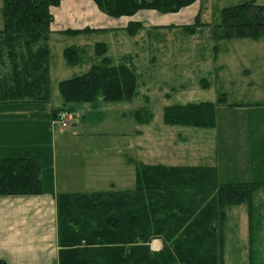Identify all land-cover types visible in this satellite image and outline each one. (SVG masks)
<instances>
[{"label":"rangeland","instance_id":"obj_1","mask_svg":"<svg viewBox=\"0 0 264 264\" xmlns=\"http://www.w3.org/2000/svg\"><path fill=\"white\" fill-rule=\"evenodd\" d=\"M246 1L200 0L197 17L203 26L193 33L170 16L156 25L143 23L136 35L122 29L76 36L54 33L50 41L51 101L37 104L40 110L62 99V79L84 74L101 62L94 47L98 42L107 44L113 64H133L139 75L136 96L130 101L100 98L80 103L73 114L67 113L68 129L56 120L42 123L46 139L40 149L41 162L44 167L51 165L58 188L62 184L72 192L133 188L139 163L216 166L220 182H260L253 235L247 205L231 206L220 254L224 264H264V36L218 40L213 34L222 9ZM3 25L0 0V29ZM71 46L86 48L78 64H69L64 54ZM192 102L215 104V127L165 123L166 106ZM0 105V118L24 112ZM142 107L149 110L143 113L144 122L137 117ZM92 147H99L96 155L100 158L82 152ZM109 148L115 149L109 153L112 158H105ZM121 152L131 158L130 167L125 166ZM151 246L160 250L162 243L156 239Z\"/></svg>","mask_w":264,"mask_h":264},{"label":"trees","instance_id":"obj_2","mask_svg":"<svg viewBox=\"0 0 264 264\" xmlns=\"http://www.w3.org/2000/svg\"><path fill=\"white\" fill-rule=\"evenodd\" d=\"M110 17L133 16L142 10L177 13L198 0H92ZM61 0H3L4 25L0 29V104L50 103V41L54 33L79 35L100 31L86 27L52 29L53 8ZM203 26L199 17L184 25L188 32ZM144 27L130 21L131 35ZM215 39L264 36V5L257 0L225 7L221 22L213 25ZM102 57L84 73L59 82L63 105L53 109L72 113L80 103L130 101L137 93L139 75L133 64H113L105 42L95 44ZM216 50V49H215ZM85 47L64 50L69 64H78ZM207 82V81H206ZM145 107L137 110L144 122ZM166 124L212 128L216 108L212 102L166 106ZM260 182H220L216 166L139 163L133 188L92 192H59L58 264H224L223 245L227 211L245 203L251 235L256 227L255 196ZM39 156L25 152L0 158V195L38 194L43 191ZM159 239L160 250L151 244ZM0 264H6L0 260Z\"/></svg>","mask_w":264,"mask_h":264},{"label":"crops","instance_id":"obj_3","mask_svg":"<svg viewBox=\"0 0 264 264\" xmlns=\"http://www.w3.org/2000/svg\"><path fill=\"white\" fill-rule=\"evenodd\" d=\"M199 1L177 13L162 14L163 17L154 13L157 11L142 10L133 16L114 18L99 10L92 0H61L60 6L53 8L55 20L52 29L59 31V28L62 27L73 29L90 27L100 31L108 29L126 30L125 28L130 21L156 25L158 22H165L164 19L167 20L165 17L168 16L176 19L175 21L179 25H185L195 21L200 12L199 9L197 13ZM258 3L264 5L262 2ZM142 14L149 16L148 20L150 21L145 20ZM8 104L7 106H12L18 110L22 109L24 112L14 114L17 116H3L0 118V158L18 157L28 151L39 156L42 161L40 149L44 145L42 140L46 139L42 123L44 121H46V124L49 121L53 123L52 111L54 108L63 105L62 99H59L55 105L45 107V110H40L37 105L42 103ZM77 106L79 104L75 108ZM92 148L94 149L90 151L83 150L82 152H93L95 154L94 158H100L102 155H96L99 152V149H97L99 147ZM114 150L109 148L104 151V157L112 158L109 153ZM125 156L122 153L120 157L125 162V166L130 167L131 158L128 159ZM41 163L43 183L41 193L0 195V260H4L6 264H58L60 247L56 195L59 192L72 191L63 184L62 188H58V177L55 178L51 165L44 167L43 162ZM104 163L108 165L110 162L106 160ZM84 176H86L85 173Z\"/></svg>","mask_w":264,"mask_h":264},{"label":"built area","instance_id":"obj_4","mask_svg":"<svg viewBox=\"0 0 264 264\" xmlns=\"http://www.w3.org/2000/svg\"><path fill=\"white\" fill-rule=\"evenodd\" d=\"M67 117L68 116H67V113L66 112H60L59 113V119L57 120L58 122L61 123V125L63 124L66 129L69 128V124H68V121H67Z\"/></svg>","mask_w":264,"mask_h":264}]
</instances>
